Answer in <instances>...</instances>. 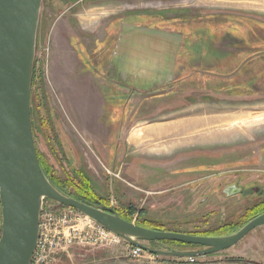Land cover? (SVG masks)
Wrapping results in <instances>:
<instances>
[{"label": "rangeland", "instance_id": "1", "mask_svg": "<svg viewBox=\"0 0 264 264\" xmlns=\"http://www.w3.org/2000/svg\"><path fill=\"white\" fill-rule=\"evenodd\" d=\"M141 13L169 18L178 14L184 19L175 24L192 33L191 43H195V31L209 34L219 25L223 32L232 24L244 32L259 31L258 35H249L248 46H242L245 52L247 47L252 52L253 46L259 45L257 41L264 46V0H42L32 93L41 87L52 117L47 130L37 115L44 116L45 102L37 109L31 103L36 151L59 172L49 143L59 147L61 164L63 161L66 165V155L71 157L75 167L85 169L96 193L105 197L108 205L112 202L123 214L127 207L135 209L133 220L143 212L146 218L185 232L237 223L247 209L264 199V165L257 164L256 156L264 154V93L256 95L253 85L257 83L264 91V60L250 57L247 69L233 75L232 81L251 85L249 92L244 91L251 96L232 97L214 90L216 82L223 83L224 71L206 74V58L208 64L223 59L216 57L215 50H202L201 44L200 49L186 50L179 58L178 82L169 94L133 97L109 81L98 59L102 51L108 52L104 34L111 33L108 42L119 20L132 21ZM60 17H69L71 25L62 27L59 37L54 38V26ZM222 38L218 39L221 45ZM224 45L233 47L226 42ZM79 85L86 88L85 119L75 96ZM192 109L198 110L195 113L201 119L203 135L192 141L181 140L180 136L177 139L183 117L175 118ZM169 124L174 134L168 137L158 138L163 132H150L154 126ZM138 127L144 133L132 141L131 132ZM46 130L50 136H44ZM197 163L211 167L200 172L186 169ZM232 183L241 187V193L224 195L222 188ZM52 202L53 207H60ZM101 249L73 247L56 254L53 263L85 264ZM104 249L125 257L117 264H264V226L250 231L228 249L192 259L148 252L132 258L126 255L123 243ZM113 255L108 254L100 264H113Z\"/></svg>", "mask_w": 264, "mask_h": 264}, {"label": "water", "instance_id": "2", "mask_svg": "<svg viewBox=\"0 0 264 264\" xmlns=\"http://www.w3.org/2000/svg\"><path fill=\"white\" fill-rule=\"evenodd\" d=\"M42 0H0V264H29L38 237L44 198L74 208L149 254L180 258L206 256L237 244L264 226V212L236 232L200 236L156 231L121 218L113 209L93 207L59 192L43 173L30 116L31 78ZM235 185L223 192L234 195ZM162 240L198 245L196 250H166L147 243Z\"/></svg>", "mask_w": 264, "mask_h": 264}, {"label": "crops", "instance_id": "3", "mask_svg": "<svg viewBox=\"0 0 264 264\" xmlns=\"http://www.w3.org/2000/svg\"><path fill=\"white\" fill-rule=\"evenodd\" d=\"M88 11L89 10H87V13ZM145 14L146 13H141V15H137L139 17H135L132 21L119 20L116 23L115 32L112 33L111 39L108 42L107 38L111 33L106 32V34H104L103 43L107 44L108 52L105 53L102 51L98 61L102 64L106 77L114 86L118 87L119 90L130 92L133 97L169 94L175 83L178 82L177 69L180 65L179 58L186 50L190 51L192 48V50L196 51L200 49V45L202 44V47H204L202 50L206 48L208 51L215 50L214 54L216 57L220 60L223 59L221 63L214 61L212 64H208V57L206 58V74L213 75L214 72L218 74V71H224L223 83L216 82L214 84V90L216 89L232 97L250 95L244 92H249V87L251 86L248 85L249 83L235 82L232 81V79L233 75L247 69L246 64L249 63L248 60L250 57L257 58L256 61H258V59H260L259 61L261 62L264 60V46L260 44V41H257L260 39L259 36L255 42L257 41L256 43H259L260 46H253L255 49H253L252 52H248V47L245 52L244 48L246 47H242L246 44L248 46L247 38L251 34L258 35V30L254 32H244L241 27L239 28L236 25L229 24L225 26V31L221 32L218 28L219 25H215V27H213L214 29H212L211 32L209 31L207 35L203 33L201 36L198 31H195L197 37L195 43H191L190 38L192 37V33L187 31L186 28L184 30L175 23L169 25H164L163 22L160 24L147 23ZM68 25H71V19L69 17H60L54 26V38L59 37L62 27H69ZM220 32L224 35L222 36ZM220 38L223 39V45L226 42L229 43V45L233 44V47L230 48L221 45V42L218 40ZM261 40L264 41V38ZM209 52L206 54L210 55ZM251 53H253V55H251ZM253 85L256 95L264 93V91L260 90L261 88H259L257 83ZM195 112H198V110L192 109L182 112L180 115L176 116L175 119L181 116L187 119L190 116L192 117ZM171 127L172 124L161 127L164 128L163 133L158 138H162L163 136L168 137L174 134L173 130H169ZM261 149H264V147ZM256 156L258 158L257 164L264 165V154L260 156L257 153ZM108 249L103 248L97 251L92 257L87 258L85 264H96L98 262L100 264L106 261L105 258L108 254H114L112 257L113 264H117L121 259H125V257H121L120 253L118 254V251H111L112 253H108Z\"/></svg>", "mask_w": 264, "mask_h": 264}, {"label": "trees", "instance_id": "4", "mask_svg": "<svg viewBox=\"0 0 264 264\" xmlns=\"http://www.w3.org/2000/svg\"><path fill=\"white\" fill-rule=\"evenodd\" d=\"M145 19L147 23H152V24H160L161 22H165V23L167 22V24L168 23L174 24L175 21L177 20L181 21V19H184V18L179 17L178 14L173 15L171 18L166 17L161 14H157V15L145 14ZM206 32L207 31H200V32L198 31V33L201 36L203 33L207 35ZM34 77H35V69H34V64H33L32 78H31L30 105H32L34 102V107L35 109H37L38 107L42 106L43 102H45L44 101L45 97L41 93V87H38V90H39L38 92L34 94L32 93V88L34 89V86L36 85V83H34ZM43 107L45 109L44 116L41 117L39 112H37V115L39 117L40 125L42 126L44 125V128L46 127L48 130L49 127L51 126L52 116L50 114V111L47 107L46 102L43 104ZM30 116L32 118L31 108H30ZM31 124H32L33 136H35L36 128L34 127L33 123ZM47 130L44 132V136H50ZM49 147L52 152V156L55 158V160L59 162L58 166L61 168V171L59 172H57L54 166L51 165L47 160H45V158L41 156L38 150L36 151L40 167L43 173L45 174V176L47 177V179L49 180V182L59 192L69 197H72L73 199L78 200L82 203H85V204H88L90 206L97 207V208L103 207V206L108 207L109 206L108 200L105 197H100L96 193L85 169L81 166L75 167L74 160L68 155H66V159H65L66 165L63 163V161H62V164H63L62 165L59 159V154H60V152L58 151L59 147L52 145V143L51 145L49 143ZM114 211L117 212L121 218L129 222L134 221L135 224L141 227H144V228L151 229V230L172 231V232L188 233L192 235H202V236H224V235H229V234L236 232L243 225H245L249 220L263 213L264 212V199L260 201L259 203H257L256 205H254L252 208L247 209L246 213L241 217V220L237 223L236 222L223 223L222 225L212 228V229H206V230H200V231H190V232H185L184 230L171 228L166 225V222H156L153 219L146 218L143 212L139 213L138 216H136L135 220H133L135 209L131 206L126 208L125 214H123L121 211H117V210H114ZM150 243L155 246H157L156 244H158L161 249H171V250L172 249L181 250L177 247H183V246H191V247L198 246V245H193V244L188 245L186 243L170 241V240H162V241L150 242Z\"/></svg>", "mask_w": 264, "mask_h": 264}, {"label": "built area", "instance_id": "5", "mask_svg": "<svg viewBox=\"0 0 264 264\" xmlns=\"http://www.w3.org/2000/svg\"><path fill=\"white\" fill-rule=\"evenodd\" d=\"M52 201L47 198L42 200L38 237L29 264H54L56 254L73 247L104 248L123 243L128 257H140L146 253L74 208L61 204L58 208L53 207ZM108 207L115 210L112 202Z\"/></svg>", "mask_w": 264, "mask_h": 264}, {"label": "bare ground", "instance_id": "6", "mask_svg": "<svg viewBox=\"0 0 264 264\" xmlns=\"http://www.w3.org/2000/svg\"><path fill=\"white\" fill-rule=\"evenodd\" d=\"M194 114L192 115V117H188L186 118H181L180 124L182 129H178L176 134H177V139H180L179 136L181 137V140L183 139H188V141H192L194 139H196L198 136L203 135L200 131V126H201V119L199 118V115ZM188 123V124H187ZM185 124V125H184ZM183 126H186L183 128ZM154 126L153 130H150L151 133H155V134H160L161 132H163L162 128L160 126ZM196 128V129H192V131H190L191 128ZM152 129V128H151ZM182 131V132H181ZM142 133H144V130H142V128L138 127V128H134L131 132V139L132 141H135L136 139L139 140L140 136L142 135ZM184 136V137H183ZM204 139H206V136L204 135Z\"/></svg>", "mask_w": 264, "mask_h": 264}, {"label": "flooded vegetation", "instance_id": "7", "mask_svg": "<svg viewBox=\"0 0 264 264\" xmlns=\"http://www.w3.org/2000/svg\"><path fill=\"white\" fill-rule=\"evenodd\" d=\"M79 84H82V83H79ZM81 86H83V85H79V86H77V92H76V95L75 96H77V98H76V101H79V102H77V105H78V110H80V112H82V114H83V117H84V119H85V117H86V106H87V94H86V88L84 89V88H82ZM85 87V86H84ZM95 115H96V113H94V117H95ZM208 167H211V165H208V164H205V163H203V164H200V163H197V164H195V165H193V166H191V167H188V168H186L187 170H189V171H193V172H200V171H205V170H208ZM185 169V170H186ZM183 170V169H182ZM181 175H183V174H181ZM203 178V177H202ZM202 178H200V179H202ZM200 179H194V181H196V180H200ZM232 185H235L237 188H239L240 190H239V192H237V194L236 195H238V194H240L241 193V191H242V189H241V187H239L237 184H229V185H226L225 187H223L222 188V190H221V192L224 194V195H226L224 192H223V190L226 188V187H229V186H232ZM186 234H188V233H186ZM192 235V234H191ZM200 236H202V235H200ZM157 246H155V245H153V244H151L150 243V246L151 247H153V248H158V244H156ZM160 247V246H159ZM201 248H203V247H201V246H192V249H189V250H196V249H201ZM158 249H161V248H158ZM166 250H171V249H166ZM173 250V249H172Z\"/></svg>", "mask_w": 264, "mask_h": 264}]
</instances>
